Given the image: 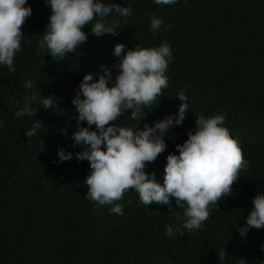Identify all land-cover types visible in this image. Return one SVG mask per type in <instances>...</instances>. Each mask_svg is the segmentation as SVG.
<instances>
[{
	"label": "trees",
	"instance_id": "trees-1",
	"mask_svg": "<svg viewBox=\"0 0 264 264\" xmlns=\"http://www.w3.org/2000/svg\"><path fill=\"white\" fill-rule=\"evenodd\" d=\"M104 2L130 6L132 14L107 18L116 26L115 35L92 34L95 21L90 22L83 29L87 41L60 59L41 50L36 37L44 33L51 7L45 0H28L33 13L22 25L27 40L14 59L16 71L0 65V264H264V228L253 227L246 236L238 231L252 199L264 192V0ZM153 17L172 28L162 26L154 33ZM164 42L173 53L168 87L144 109L140 127L177 114L183 103L176 97L179 91L187 95L189 109L183 123L165 133L166 150L145 170L162 184L167 156L178 154L176 145L196 130L195 116L201 114L225 115V126L248 162L232 193L218 201L217 209L210 206L208 220L192 232L182 228L183 209L175 198L171 205H144L129 190L116 202L124 205L122 215L111 212L112 205L98 206L85 196L90 162L58 158L61 148L83 150L71 139L78 130L72 101L83 77L118 63L113 55L117 43L127 45L126 53ZM29 80L32 88L25 86ZM52 94L58 109H43L39 98ZM30 96L37 97L33 114L17 116ZM129 113L117 122L137 124ZM36 120L47 130L26 137ZM169 224L184 234L166 235Z\"/></svg>",
	"mask_w": 264,
	"mask_h": 264
},
{
	"label": "clouds",
	"instance_id": "clouds-1",
	"mask_svg": "<svg viewBox=\"0 0 264 264\" xmlns=\"http://www.w3.org/2000/svg\"><path fill=\"white\" fill-rule=\"evenodd\" d=\"M158 5H175L178 0H153ZM51 7L49 23L42 35H38L41 50H47L54 58L64 59L75 53L88 39L83 29L90 22L91 33L96 36L117 33L116 26L107 19L113 13L128 17L130 6L120 3H105L104 0H45ZM28 0H0V65L15 72L14 59L21 51L22 41H26L22 25L33 13ZM172 28L160 18L153 17L150 28L155 33L161 27ZM127 45L117 43L113 55L119 62L111 68L101 65L99 73H89L83 77L72 103L78 113V130L71 134L73 147L82 146L75 153L61 148L59 162L73 158L90 162L91 172L85 180L86 198L98 206L112 205L111 212L122 215L124 205L116 203L124 193L134 190L144 205L159 203L171 205L175 198L176 207L183 209L182 228L188 232L199 230L208 220L212 209L218 208V201L232 193V185L242 169L247 167L242 149L225 126L223 114L195 116L196 130L188 132V138L177 144L178 154L167 156L163 183L156 174L147 172L146 166L163 153L167 144L165 133L173 126L181 125L189 109L188 97L184 91L176 95L183 101L178 113L168 115L153 125L144 124V109L151 106L162 89L168 87L166 72L173 56L167 42L158 47L136 46L125 53ZM113 69L117 70L115 78ZM98 76V79H97ZM27 88H32L29 80ZM36 96L27 97L16 115L31 116V104ZM39 103L43 109H58L55 94L41 96ZM129 110L130 113H129ZM125 113L137 124L127 125L117 122ZM86 122L87 126H83ZM95 126L93 129L92 126ZM47 130L43 122L36 120L24 135L32 138L38 131ZM67 135L66 129L63 130ZM252 209L246 224L238 226L241 236H246L251 228H264V192L252 199ZM171 208L170 210H172ZM181 219V214H176ZM181 229L166 226V235L172 236ZM222 259V257H220Z\"/></svg>",
	"mask_w": 264,
	"mask_h": 264
}]
</instances>
